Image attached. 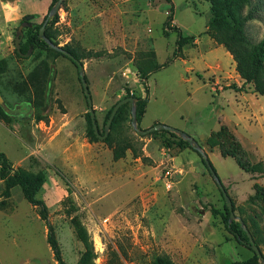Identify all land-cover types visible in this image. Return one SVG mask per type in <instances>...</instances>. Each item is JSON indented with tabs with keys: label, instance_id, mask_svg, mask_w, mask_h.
I'll return each instance as SVG.
<instances>
[{
	"label": "rangeland",
	"instance_id": "374dc122",
	"mask_svg": "<svg viewBox=\"0 0 264 264\" xmlns=\"http://www.w3.org/2000/svg\"><path fill=\"white\" fill-rule=\"evenodd\" d=\"M47 1H24L15 8L17 0H0V60L5 61L0 94L10 108H0V151L13 169L43 175L35 198L47 213L45 220L18 185L5 196L0 179V264H57L48 233L65 264H152L153 256L162 253L176 264H248L252 251L225 228L224 198L193 149L179 147L176 138L161 132L136 139L139 157L127 150L113 160L105 143L89 142L85 135L88 104L75 64L31 44L23 51L28 56L16 55V35L21 34L22 47L47 14L52 0ZM258 1V17L245 24L253 43L264 36V0ZM56 13L57 45L101 53L80 60L99 131L106 112L127 96V89L146 96L140 128L166 124L203 147L234 214L254 231L264 256V171L242 170L208 140L225 124L249 161L264 167V123L259 120L264 95H253L223 46H211L205 33L210 0H62ZM169 14V26L198 40L174 58L177 34L163 28ZM149 51L161 66L150 73L147 93L135 60ZM41 68L46 72H41L43 103L35 108L30 73ZM126 118L129 128L123 124V134L139 136L131 115ZM166 169L172 174L170 189ZM254 184L263 191L256 194Z\"/></svg>",
	"mask_w": 264,
	"mask_h": 264
},
{
	"label": "trees",
	"instance_id": "16d2710c",
	"mask_svg": "<svg viewBox=\"0 0 264 264\" xmlns=\"http://www.w3.org/2000/svg\"><path fill=\"white\" fill-rule=\"evenodd\" d=\"M56 1L57 0H52L48 8L50 9V7ZM245 6L247 7L246 12L242 14V9ZM259 10L260 8H259L258 0H210L211 16L206 25L205 33L213 40L215 44L222 45L226 49V51L229 52L233 61L235 62L236 71L239 74V76L243 79V82L251 84L254 93L259 95H264V36L259 42L253 43L248 38L245 32L246 22L258 17V14L260 13ZM45 16L46 15H44L43 20L45 19ZM43 20L41 21V23L35 26L33 31L30 32L25 44L22 45L21 47V51L23 52L25 50L26 45L31 44L39 49L52 51L57 55H62L68 58L61 52L52 49L48 45V43L39 36V27L41 26ZM171 20H172L171 15L170 14L167 15L163 23V28L164 31L166 32L169 29L175 31L177 34L176 48L172 54V58H174L176 56L181 55V50L184 45L186 44L193 45L195 37L192 35L183 34L177 25L169 26ZM56 21H57V13L48 19V22L45 26L44 34L53 43L58 44L57 41L54 40L56 37V30L53 28V24ZM62 47L68 52H70L77 60H82L90 57H98L101 55L99 51L83 50L81 49L80 46H72L71 44H65ZM14 51L17 56H21L16 51V49H14ZM135 61H136V69L139 74V77L142 79L145 90L148 93V84H147L148 77L151 72L158 69L161 65L157 62L155 54L152 51L144 52L140 54L139 58L137 57ZM4 62L5 61L1 59L0 66ZM41 72L43 74L46 73L42 68L41 70H37V71L33 70V72L30 73L31 85L34 87L33 104L35 108H39L43 103V94H44L45 86L43 85L44 83L41 76ZM128 92L129 90L127 89V96H133L130 95ZM133 97H135L134 105H135L137 126L140 127L139 124L146 111L147 97L146 96L145 97L133 96ZM130 105L131 104L127 102L118 108L116 114L114 115L111 121L109 132L103 139H100L96 135L92 126L91 117L88 110L86 112L87 127L85 133L88 141L89 142L101 141L105 143L106 146L111 150L113 160H118L125 155L127 150H130L133 153V155H135L136 157H139V155H141L140 153L141 147L136 148L134 145V143L137 142L136 140L137 138H142L145 136H156L161 132H165L169 136L177 139L176 144L179 147H189L190 149H193L199 155L202 163L205 165L209 173H210L209 170L210 168L215 170L209 157L207 156L203 147L199 143L198 144L203 149L207 157V160L203 158L201 152H199L193 145H190L182 137H180L179 135L173 132H169L167 130H157V131H152L144 136L139 135L137 137H133L131 135H124L122 131L123 124H124V128H129V125L127 124L128 119L126 118V115L127 114L131 115ZM112 107L113 105L106 112L104 116V120H103L104 125L110 115ZM0 108L2 107L0 106ZM35 117L37 120L42 119V116L38 112ZM100 133H103V131ZM208 140L209 141L213 140L217 144V146H219L221 155L223 156L229 155L233 157L236 163L238 164V166L242 170L248 172L259 171L260 173L264 171L263 170L264 167L261 162L252 163L249 161L246 152L242 144L240 143L239 139L229 130L227 125L225 124L222 125L218 132L212 133L210 135ZM162 144L167 148L170 146L168 140H163ZM144 158L145 156H143V159ZM0 179H2L4 182L3 194L5 196L9 195L10 189L12 187L17 185L20 186L23 197L32 205L40 206L41 217L45 220L47 219L46 206L41 200L35 198L37 184L42 182L43 175L38 174L34 176V174L25 171L22 168L13 169L10 166L9 160L5 155V153L0 151ZM254 190L255 193L258 194L259 192L263 191V187L259 186L258 184H254ZM224 209H225V214L223 215L222 219L225 228L228 230V232L232 234V236L238 243L248 246L247 245V242L249 241L248 235L247 232L244 230L243 226L241 225L240 221L238 220L229 221V210L226 203L224 204ZM248 231L251 234L255 244L258 246L259 241L254 231L252 229L251 230L248 229ZM47 241L53 251V255L57 264H65L61 258L57 243L52 237L51 233H48ZM250 250L252 251L253 256L248 264H263L258 260V256L254 253V251L251 248ZM152 264H176V263L167 254L162 253L153 256Z\"/></svg>",
	"mask_w": 264,
	"mask_h": 264
},
{
	"label": "water",
	"instance_id": "95a60500",
	"mask_svg": "<svg viewBox=\"0 0 264 264\" xmlns=\"http://www.w3.org/2000/svg\"><path fill=\"white\" fill-rule=\"evenodd\" d=\"M61 1L62 0H57L50 7V9L48 10V12H47V14L45 16V19L43 20L41 26L39 27V36L43 40H45L52 49L57 50V51L61 52L62 54H64L65 56H67L68 58H70L75 63L76 67L78 68L81 86H82V89H83V93H84V95L86 97V101H87V104H88V110H89L90 117H91L92 126H93V129H94L96 135L100 139H103L109 132L111 121H112L114 115L116 114L118 108L121 105H123L124 103L129 102L131 104V121H130V123H131L132 128L136 131V133L138 135L144 136V135H146V134H148V133H150L152 131H157V130H167L169 132H173V133L179 135L180 137H182L190 145H193L199 152H201V154L203 155V158L205 160H207V157H206L203 149L199 146L197 141L192 136L186 134L185 132H183L181 130H178L176 128H173L171 126H168V125L162 124V123H155V124H153V125H151L150 127H147V128L138 127L137 126V121H136V114H135V105H134L135 97H133V96H125L123 98H120L119 100H117L113 104V107L111 109L110 115H109V117H108V119H107V121H106V123L104 125L103 133L99 132L98 124H97L96 117H95V111H94V109L92 107L91 94H90V91H89L87 80H86L85 75H84L83 65H82L81 61L77 60L70 52L65 50L62 46H59V45L53 43L44 34L45 26H46V24L48 22V19L57 12V10H58V8H59V6L61 4ZM20 29H21V26H19V32H20ZM20 41H21V34L16 35L15 40H14L15 49L21 56L26 57V56L29 55V52H22L21 51ZM0 106L6 112L10 111V108L8 107L6 102L4 101V99H3L1 94H0ZM209 170H210V174H211L212 178L214 179L217 187L219 188V190H220V192H221V194H222V196L224 198V201H225V203H226V205L228 207V210H229V221H231V220L240 221L241 225L243 226L244 230L247 232V235H248L249 241L247 242V245L258 256V260L264 264V256H263L259 246H257L255 244V242H254L251 234L249 233L247 227L243 224L242 219L239 216L234 214L232 200H231L230 196L228 195L225 187L223 186L219 176L217 175L215 170H213L211 168Z\"/></svg>",
	"mask_w": 264,
	"mask_h": 264
},
{
	"label": "crops",
	"instance_id": "0c3cea01",
	"mask_svg": "<svg viewBox=\"0 0 264 264\" xmlns=\"http://www.w3.org/2000/svg\"><path fill=\"white\" fill-rule=\"evenodd\" d=\"M19 1V2H18ZM25 1V3L24 4H30L33 0H17V2H16V4H15V8H17L18 7V5H20L21 4V6H22V3ZM49 1V0H48ZM48 1L46 2V4L48 3ZM7 4H9L10 5V3L7 1V3H6V5ZM11 6V8L13 7L12 5H10ZM23 8V7H22ZM23 10L25 11V12H29V11H26L24 8H23ZM42 11H39V12H34V13H41ZM212 39L210 38V41H211ZM211 43V46H213L212 45V43H213V41H211L210 42ZM194 44H198V40H196V39H194ZM222 46V45H221ZM207 49V48H206ZM205 48H203V50H206ZM202 51V50H201ZM203 52V51H202ZM204 53V52H203ZM254 94H256V93H253V95ZM240 96H242V94H239ZM260 116V117H259ZM259 120L262 122L261 124L263 125V123H264V111L262 112H260V114H259ZM257 119L258 118H256V117H254V120L255 121H257Z\"/></svg>",
	"mask_w": 264,
	"mask_h": 264
},
{
	"label": "built area",
	"instance_id": "2783aa9c",
	"mask_svg": "<svg viewBox=\"0 0 264 264\" xmlns=\"http://www.w3.org/2000/svg\"><path fill=\"white\" fill-rule=\"evenodd\" d=\"M171 170L170 169H166L164 171V180H165V187L166 189H170L172 187V181H171Z\"/></svg>",
	"mask_w": 264,
	"mask_h": 264
}]
</instances>
